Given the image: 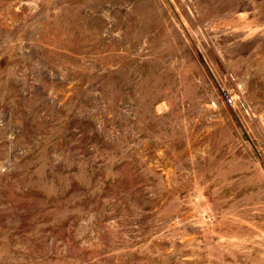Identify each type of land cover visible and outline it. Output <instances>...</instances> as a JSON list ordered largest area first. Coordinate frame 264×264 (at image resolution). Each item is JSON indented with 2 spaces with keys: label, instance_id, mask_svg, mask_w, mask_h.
I'll return each instance as SVG.
<instances>
[{
  "label": "rangeland",
  "instance_id": "rangeland-1",
  "mask_svg": "<svg viewBox=\"0 0 264 264\" xmlns=\"http://www.w3.org/2000/svg\"><path fill=\"white\" fill-rule=\"evenodd\" d=\"M0 264H264V0H0Z\"/></svg>",
  "mask_w": 264,
  "mask_h": 264
},
{
  "label": "built area",
  "instance_id": "built-area-1",
  "mask_svg": "<svg viewBox=\"0 0 264 264\" xmlns=\"http://www.w3.org/2000/svg\"><path fill=\"white\" fill-rule=\"evenodd\" d=\"M224 99L226 100V102L228 104H231L232 103V99H231V97L227 93H224Z\"/></svg>",
  "mask_w": 264,
  "mask_h": 264
}]
</instances>
